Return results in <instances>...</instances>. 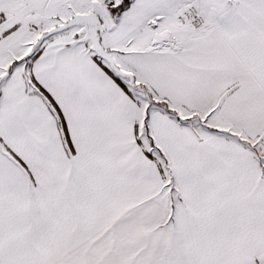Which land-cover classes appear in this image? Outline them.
<instances>
[{
  "label": "snow or ice",
  "instance_id": "obj_1",
  "mask_svg": "<svg viewBox=\"0 0 264 264\" xmlns=\"http://www.w3.org/2000/svg\"><path fill=\"white\" fill-rule=\"evenodd\" d=\"M0 264H264V0H0Z\"/></svg>",
  "mask_w": 264,
  "mask_h": 264
}]
</instances>
